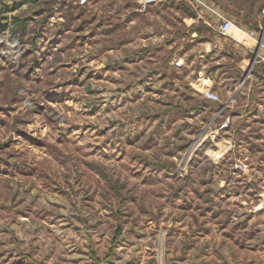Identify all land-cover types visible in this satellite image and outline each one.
I'll return each instance as SVG.
<instances>
[{
    "label": "rangeland",
    "instance_id": "rangeland-1",
    "mask_svg": "<svg viewBox=\"0 0 264 264\" xmlns=\"http://www.w3.org/2000/svg\"><path fill=\"white\" fill-rule=\"evenodd\" d=\"M142 4L0 0V264H264V62Z\"/></svg>",
    "mask_w": 264,
    "mask_h": 264
},
{
    "label": "crops",
    "instance_id": "crops-1",
    "mask_svg": "<svg viewBox=\"0 0 264 264\" xmlns=\"http://www.w3.org/2000/svg\"><path fill=\"white\" fill-rule=\"evenodd\" d=\"M207 1L214 3L218 7L219 11L222 12L226 16L227 19L231 20L235 25H237L239 28H241L242 31H244V32H252L253 34L255 33L254 30H253V25H251L252 22L248 19V17L253 16L252 13L256 9H257V12H259V9H260L259 2H260V0H207ZM142 7L145 9L146 5L144 6L142 4ZM206 16H208L207 17V22H209V23H208V25L207 24H205V25L211 30H212V28H210V27H213L211 25H215L214 26L215 27L214 31L217 33V35L222 37V39L226 42V44L229 43V44H232V45L236 46L235 51H236V55H237L236 58L237 59L235 60V63H234V69H235V71L238 72L239 78L242 80V72L237 67V62H239L240 60L249 58L250 57V55H249L250 53L253 54V52H252L253 48L252 47L254 45V43H253L254 40H252V39H250V38H248L247 36H244V35L238 36L236 34L237 32H233L235 37L232 36V35L231 36L230 35L224 36V35H222V34H220L218 32L217 26H216L217 25L216 24L217 23L216 20L214 18H211L208 14ZM262 29H263V35L261 37V43H262V46L264 47V27ZM260 33H261V31L258 32L259 36H260ZM207 45H208V43H207ZM207 45H205V52L206 53L210 51L208 48H206V47L210 48V46L209 45L207 46ZM251 70H252V68H251ZM251 70H250V72H251ZM249 74L251 75V73H249ZM249 74L246 76L245 80L243 79L244 82L242 81L241 84L237 83L236 86L237 85L238 86H242V84L244 85L246 83L245 81H247L248 77H250ZM203 80H205V79L203 78ZM201 85L203 87L198 88L197 89L198 92H201L204 89H206L205 82L201 83ZM234 89H235V86H234V88H232V90L234 91ZM194 91L196 92V90H194ZM233 94L234 93L229 94V98L228 99H231ZM199 95L204 100V98L201 95V93H199ZM227 102H229V100L226 99L225 104H222L221 107H220L221 110H225V108L230 107ZM239 107H241V106H239Z\"/></svg>",
    "mask_w": 264,
    "mask_h": 264
},
{
    "label": "built area",
    "instance_id": "built-area-1",
    "mask_svg": "<svg viewBox=\"0 0 264 264\" xmlns=\"http://www.w3.org/2000/svg\"><path fill=\"white\" fill-rule=\"evenodd\" d=\"M158 1H162V0H143V5L145 6L149 3H154ZM188 1L193 3V6H196L198 9L203 10L204 12H207L208 14L213 16V18L217 22L216 26L220 34L224 36L232 35L235 37L233 32H237L236 34L238 36L244 35L254 40L255 42H257L256 39H254V34L252 32L242 31L241 28L235 25L231 20L227 19L226 16L222 12H220L213 4L205 0H188ZM263 13H264V9H263ZM260 46L261 48H264L262 46V43H260ZM259 53H260V50L257 52H253L252 56H250L249 58H246V59H243L237 62V67L242 72V79L250 73L251 68L253 67L255 63H257V61L264 62V59L261 57ZM203 95L205 98L209 100H213V101L216 100V95L209 90L204 91Z\"/></svg>",
    "mask_w": 264,
    "mask_h": 264
},
{
    "label": "water",
    "instance_id": "water-1",
    "mask_svg": "<svg viewBox=\"0 0 264 264\" xmlns=\"http://www.w3.org/2000/svg\"><path fill=\"white\" fill-rule=\"evenodd\" d=\"M262 35H263V32L261 31V33H260V36H259V38H258V41H257V43H261V37H262Z\"/></svg>",
    "mask_w": 264,
    "mask_h": 264
},
{
    "label": "trees",
    "instance_id": "trees-1",
    "mask_svg": "<svg viewBox=\"0 0 264 264\" xmlns=\"http://www.w3.org/2000/svg\"><path fill=\"white\" fill-rule=\"evenodd\" d=\"M205 1H207V0H205ZM207 2H209V1H207ZM209 3H211V4H213L217 9H218V7L214 4V3H212V2H209ZM219 10V9H218ZM207 13V12H206ZM208 14V13H207ZM211 18H213V16L212 15H210V14H208Z\"/></svg>",
    "mask_w": 264,
    "mask_h": 264
}]
</instances>
